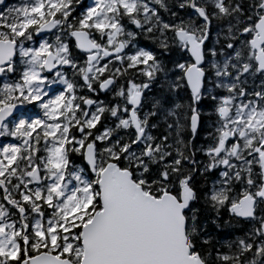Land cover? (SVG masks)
Masks as SVG:
<instances>
[{
	"label": "snow or ice",
	"instance_id": "1",
	"mask_svg": "<svg viewBox=\"0 0 264 264\" xmlns=\"http://www.w3.org/2000/svg\"><path fill=\"white\" fill-rule=\"evenodd\" d=\"M0 264H264V0H0Z\"/></svg>",
	"mask_w": 264,
	"mask_h": 264
},
{
	"label": "rangeland",
	"instance_id": "2",
	"mask_svg": "<svg viewBox=\"0 0 264 264\" xmlns=\"http://www.w3.org/2000/svg\"><path fill=\"white\" fill-rule=\"evenodd\" d=\"M13 2V0H11V2L10 3H12Z\"/></svg>",
	"mask_w": 264,
	"mask_h": 264
},
{
	"label": "flooded vegetation",
	"instance_id": "3",
	"mask_svg": "<svg viewBox=\"0 0 264 264\" xmlns=\"http://www.w3.org/2000/svg\"><path fill=\"white\" fill-rule=\"evenodd\" d=\"M8 2H10V0H8Z\"/></svg>",
	"mask_w": 264,
	"mask_h": 264
}]
</instances>
